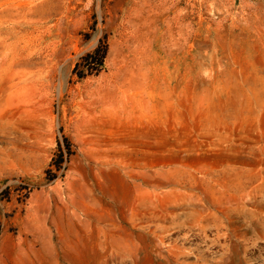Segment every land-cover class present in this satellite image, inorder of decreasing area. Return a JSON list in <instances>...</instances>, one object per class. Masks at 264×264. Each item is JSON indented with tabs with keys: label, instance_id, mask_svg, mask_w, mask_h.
Masks as SVG:
<instances>
[{
	"label": "rangeland",
	"instance_id": "374dc122",
	"mask_svg": "<svg viewBox=\"0 0 264 264\" xmlns=\"http://www.w3.org/2000/svg\"><path fill=\"white\" fill-rule=\"evenodd\" d=\"M0 264H264V0H0Z\"/></svg>",
	"mask_w": 264,
	"mask_h": 264
},
{
	"label": "trees",
	"instance_id": "16d2710c",
	"mask_svg": "<svg viewBox=\"0 0 264 264\" xmlns=\"http://www.w3.org/2000/svg\"><path fill=\"white\" fill-rule=\"evenodd\" d=\"M107 54L108 44L106 41H101L94 50L84 54L81 60L75 64L74 73L79 78H84L91 74H99L104 67Z\"/></svg>",
	"mask_w": 264,
	"mask_h": 264
}]
</instances>
